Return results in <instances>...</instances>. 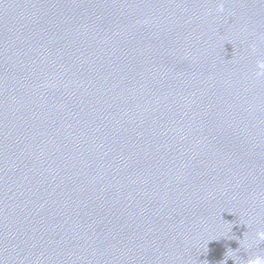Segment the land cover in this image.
<instances>
[{
  "label": "water",
  "instance_id": "95a60500",
  "mask_svg": "<svg viewBox=\"0 0 264 264\" xmlns=\"http://www.w3.org/2000/svg\"><path fill=\"white\" fill-rule=\"evenodd\" d=\"M257 61L264 0H0V264L264 255Z\"/></svg>",
  "mask_w": 264,
  "mask_h": 264
},
{
  "label": "clouds",
  "instance_id": "9594fccd",
  "mask_svg": "<svg viewBox=\"0 0 264 264\" xmlns=\"http://www.w3.org/2000/svg\"><path fill=\"white\" fill-rule=\"evenodd\" d=\"M217 10L219 12H223L224 11L223 3H220L218 5V9ZM257 68L259 69V71L256 73V75L257 76H264V61H257ZM256 237H257V241L258 242L264 241V231H258L256 233ZM228 253H235V251H231V252H228ZM228 253L226 254V256L228 255ZM229 259H231L234 262V264H238V259L239 258H234L232 256H228L227 259H224V264H226L227 260H229ZM244 264H264V255H253V256H250V257L247 258L246 261H244Z\"/></svg>",
  "mask_w": 264,
  "mask_h": 264
}]
</instances>
